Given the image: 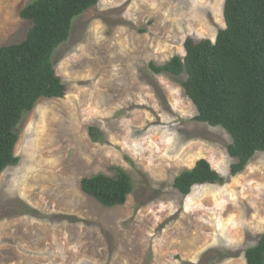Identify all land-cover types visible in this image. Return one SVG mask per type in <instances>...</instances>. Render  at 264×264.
<instances>
[{"label":"rangeland","instance_id":"374dc122","mask_svg":"<svg viewBox=\"0 0 264 264\" xmlns=\"http://www.w3.org/2000/svg\"><path fill=\"white\" fill-rule=\"evenodd\" d=\"M33 0H0V48L22 42ZM225 0H100L53 56L67 87L18 128L20 163L0 176V264H247L264 233V153L233 177L230 136L196 122L186 75L153 72L216 41ZM96 127L102 141L94 142ZM208 161L225 182L173 188ZM125 170L134 190L105 208L81 181Z\"/></svg>","mask_w":264,"mask_h":264},{"label":"trees","instance_id":"16d2710c","mask_svg":"<svg viewBox=\"0 0 264 264\" xmlns=\"http://www.w3.org/2000/svg\"><path fill=\"white\" fill-rule=\"evenodd\" d=\"M99 1L33 0L20 12L31 25L26 38L0 48V176L20 163L15 148L25 116L42 99L65 97L54 53L70 39L75 20ZM223 16L226 27L215 42L188 38L184 58L151 68L158 75L187 76L181 85L197 109L194 120L222 128L231 138L227 148L235 177L264 153V0H225ZM89 133L94 142L102 141L96 127ZM112 171V177L98 174L81 181L82 191L105 208L123 206L134 190L125 170ZM224 182L208 161L200 160L175 178L173 188L187 197L196 186ZM245 258L247 264H264V233Z\"/></svg>","mask_w":264,"mask_h":264}]
</instances>
